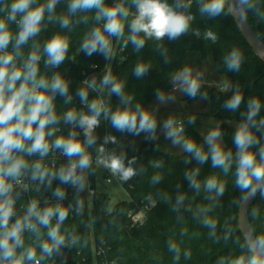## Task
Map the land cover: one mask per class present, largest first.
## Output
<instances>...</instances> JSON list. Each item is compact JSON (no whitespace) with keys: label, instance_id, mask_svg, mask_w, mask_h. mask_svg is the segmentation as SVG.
<instances>
[{"label":"trees","instance_id":"16d2710c","mask_svg":"<svg viewBox=\"0 0 264 264\" xmlns=\"http://www.w3.org/2000/svg\"><path fill=\"white\" fill-rule=\"evenodd\" d=\"M7 2L8 0H0V8ZM119 2L120 0H105L107 6ZM165 2L174 10L186 11V14L194 17L188 31L174 40L167 36L162 40L144 37V46L139 50H136L131 41L125 45V40L130 34L129 25L136 14V9L132 0H123L130 13L124 22L123 37L120 39L109 37L112 52L108 58L99 52L88 56L81 50L83 40L92 29L98 26L102 28L104 22L98 23L94 19L95 10L70 14L68 12L70 0H58L51 14L53 19H48L50 14L46 10L40 33L21 46L18 64L27 59L33 45H38L41 55L40 75L51 79L58 73L69 85L68 95L72 97L70 102H65L67 97L58 94L55 96V110L60 117V123L55 125L56 134L48 138L50 142L54 141L56 136L67 137L70 131H76L77 139L82 143L85 141L83 129L65 124L63 115L73 109L90 114L88 104L82 103L77 94L81 88H87L86 80L95 78L99 88L104 75L111 74L123 85V96L131 98L130 103H122L120 96L110 92V86L102 90L87 89L88 102L102 101L109 110V117L105 118L104 114H101L99 126L93 133L95 143L86 148L91 157V166L83 173L86 177L83 191L77 192L72 186L62 185L56 179L52 180L51 187L47 186L46 182L40 184L39 181H35L33 199L49 196L51 203L47 206L59 203L67 208L71 205L68 217L61 226V233L65 235L66 240L61 248L68 252V259L63 264H93L94 250L100 253L98 264H230L241 255L245 257L249 255L247 248L242 247L246 239L238 227L239 206L247 192H242L236 186L234 134L238 128L234 123L244 122L250 98L260 100L261 109L256 119L257 121L264 119V61L247 43L231 13L227 11V6L224 13L209 17L201 15L199 11L204 0ZM41 3L46 4L47 0H36V5ZM185 4L189 5L187 10L184 8ZM243 7L255 31L264 41V0H249ZM3 15L5 13L0 11V16ZM63 16L70 20L68 27H61L60 18ZM11 27L14 31L18 30L15 24ZM209 31L216 36L215 41L205 38V33ZM56 35L67 38L69 42L66 59L57 67H46L44 44ZM140 35L143 37V33ZM116 42L118 48L115 46ZM12 46L10 43L9 51L12 50ZM233 49L239 50L243 57L238 71L228 70L225 64V57ZM189 51H199L202 55L212 54L220 74L226 76L232 83V92H225L214 85L200 84L195 97H209L210 114L222 121L218 126L224 137V144L221 146L225 151H232V167L225 174L222 169L212 167L210 156L207 162L201 164L190 153L166 152L161 149L159 142L148 138L140 146L126 149L120 156L125 167L131 166L136 173L124 184L129 198L119 201L113 207L110 205V196L104 192L97 193L90 200L87 187H96L98 148L103 145L104 155H108L111 149L132 135L126 131H117L111 126V113L125 108L134 111L137 105L142 110L157 99L158 93L164 95L171 91L172 76L183 69V62ZM138 65L148 67V71L142 77L135 75V68ZM237 89L243 100L240 108L232 112L224 105ZM186 98L194 99L188 95ZM182 125L186 139L193 140L207 152L208 146L197 130L196 123L188 121ZM253 134L259 143L250 150L257 154L259 161V149L264 146V128L259 130L254 128ZM109 136L115 137V142L109 140L105 143V137ZM25 159L33 163L40 157L37 154L25 156ZM129 160L134 162L129 165ZM68 162L64 161L61 166H66ZM61 166L47 167L57 170ZM196 169H199L196 177L200 183L199 190L190 187V182L186 178V174ZM157 176L159 180L154 181L153 178ZM210 176H216L224 183L225 191L222 196L216 197L215 192L205 191L204 181ZM57 187L64 189L66 193L62 201L53 195ZM181 195L184 196V200L177 204V198ZM78 201H82L79 209ZM144 207L146 210L143 222L135 223L130 213ZM204 208L209 210L201 211ZM205 217L216 220L215 230L203 223ZM250 220L255 235L264 234V190L252 205ZM42 231L46 233V229ZM24 237L25 247L36 245L39 255V241L28 232H25ZM42 238L47 239V236ZM172 244L179 249L178 257L175 251L170 250ZM51 260V256L46 257L41 264H51Z\"/></svg>","mask_w":264,"mask_h":264},{"label":"clouds","instance_id":"9594fccd","mask_svg":"<svg viewBox=\"0 0 264 264\" xmlns=\"http://www.w3.org/2000/svg\"><path fill=\"white\" fill-rule=\"evenodd\" d=\"M240 4H248L249 0H239ZM58 0H47V3L36 5V0H8L0 11L5 15L0 16V264H41L54 252L59 251L65 245V235L61 233V226L68 217L69 207L55 205L40 207L39 202L31 200L23 215H17L14 207L19 192L17 186L27 188L23 183L26 176L30 175L32 181H39L40 184L47 183L51 187L52 180L56 179L62 185H70L77 192L83 191L86 184V177L83 174L91 166V157L86 148L95 143L94 129L99 126V117L103 113L105 118L109 117V110L102 101L93 100L88 102V90H102L110 86V92L121 97V102L130 103V97L123 96V85L116 81L111 74H105L99 88L95 78L86 80L87 88H81L78 95L82 103H87L90 114L69 110L63 115V122L73 127L83 129L85 141L82 143L77 139L78 133L70 131L68 136H56L54 141L49 137L56 134L55 125L60 123L54 99L58 94L67 97L65 101L70 102L72 97L68 95V83L60 76L54 74L51 79L40 75V49L33 45L28 53L27 59L17 63L21 56V46L27 44L41 31V25L45 18V11L50 14L57 5ZM136 14L130 22V34L125 40V45L131 41L136 50L144 46V37L162 40L167 36L170 40L178 38L186 33L194 17L185 12H178L165 0H132ZM36 5V6H34ZM232 11V5L228 0H204L200 6V14L209 17L219 16L226 11ZM179 5H177L178 7ZM189 7L184 5L185 10ZM95 10L94 19L103 26L91 30L81 45V50L88 56L99 52L105 58L111 55V41L109 37L120 39L124 35V22L129 17V9L125 7L123 0L112 6H107L105 0H70L68 12L75 14L78 11L90 12ZM87 19V17H85ZM70 20L67 16L60 18L61 27H68ZM15 24L18 28L14 31L11 27ZM143 33V37L140 35ZM197 35L199 33L197 32ZM206 39L215 41L216 36L212 32L205 33ZM12 43V50L9 51V44ZM69 48L67 38L60 35L53 36L44 44L43 52L46 55L44 61L46 67H57L65 59ZM242 54L239 50L233 49L225 57V64L230 71H238L242 64ZM148 71L146 65H138L135 68V75L142 77ZM174 82L186 95L195 98L200 89L199 74L193 75L189 67L179 71ZM206 95V94H205ZM157 98L164 101L162 93ZM243 97L237 89L233 96L226 101L224 107L235 112L242 104ZM261 109V102L257 98H250L247 103L245 120L241 123L234 134L236 147V186L242 192L254 194L260 188L264 190V146L259 149V161L257 154L250 149L259 143L253 134V129L264 128V119L257 121ZM111 126L120 132H129L135 135L141 132L148 133L152 138L157 124L155 118L147 111H142L137 105L135 110L117 109L110 116ZM51 126V127H50ZM163 128L166 131V138L172 140L175 145L190 153L198 163H205L211 157L213 168H220L225 174L233 164V153L225 151L221 146L220 138L222 133L219 127L211 129L204 138L208 146L205 152L202 146L191 139H184L183 125L175 119L169 118L164 122ZM109 140L115 142V137H105V143ZM52 149H57L68 159L66 166L53 170L45 166L43 160ZM97 163L108 168L113 175H118L122 180H128L136 173L131 167H125L122 157L108 154L104 155L105 148L101 145L98 148ZM39 155L40 159L30 163L25 156ZM134 160H129L131 165ZM159 167V164L156 165ZM199 169L186 174L190 187L199 190L200 183L196 177ZM158 181L159 177H154ZM206 192H215L216 197L223 195L225 185L216 176H210L204 181ZM16 192L14 195L13 193ZM53 195L59 200L65 199L64 189L57 187ZM211 198V197H210ZM184 200L181 195L177 198V204ZM47 205V201L45 202ZM82 201L77 202V209ZM209 209H201L207 212ZM13 217H16L13 220ZM55 220V223H53ZM203 223L215 230L216 220L205 217ZM46 229V233L42 231ZM25 232L39 241L40 253L37 254V246L25 247ZM47 236V239L42 237ZM249 255H244L232 260L230 264H264V234L246 239L245 244ZM18 249L20 251H18ZM179 255V249L175 244L170 245ZM186 255H188L186 253Z\"/></svg>","mask_w":264,"mask_h":264},{"label":"rangeland","instance_id":"374dc122","mask_svg":"<svg viewBox=\"0 0 264 264\" xmlns=\"http://www.w3.org/2000/svg\"><path fill=\"white\" fill-rule=\"evenodd\" d=\"M185 67L191 68L194 76L199 74L200 83L214 85L225 92H232L230 79L220 74L212 54L202 55L199 51H189L183 62V68ZM164 97V101L157 98L142 109V111L149 112L155 118L157 127L151 139L159 141L163 147H171L181 150V153L184 152L180 145H175L171 139L166 138V131L163 125L169 118L183 123L188 121L195 122L197 129L206 136L211 129L218 127L221 123L220 119L210 114L211 104L207 96L187 99L186 94L181 89L175 88L164 94ZM240 124L241 122H237L236 126L239 127ZM146 137L150 136L145 132H141L138 135L132 134L111 149L108 154L120 157L127 147L141 143ZM183 137L186 139L184 134ZM220 143H224L223 135L220 138ZM103 166L97 163L96 188L97 191L107 193L110 196V205L113 207L119 201L128 199L129 195L123 185L116 182L106 183Z\"/></svg>","mask_w":264,"mask_h":264},{"label":"built area","instance_id":"2783aa9c","mask_svg":"<svg viewBox=\"0 0 264 264\" xmlns=\"http://www.w3.org/2000/svg\"><path fill=\"white\" fill-rule=\"evenodd\" d=\"M117 45H118V43L116 42L115 46L118 48ZM116 47H115V49H116ZM121 59L123 60L124 58H121ZM64 161L66 162V161H68V159L62 154V152H60L57 149H52L49 152L48 156L45 157L43 160L45 166L50 165L52 167L61 166ZM102 169L104 170V175H105L104 179H105L106 183L109 184V183L116 182V183L124 186L126 180H122L118 175H113L111 173V171L108 168H106L105 166H103ZM96 181H97V178H96ZM23 183L26 184L28 187L23 188V187L17 186V188H16V192H19V195H18L16 202H15V205H14L17 215H23L24 211L27 208L28 203L31 200H33L35 181H32L30 179V175H29V176H26L24 178ZM16 192H14L13 194L15 195ZM97 193H99V191H97L96 187H90V186L87 187V195H88V198L90 200H92ZM35 200H37L39 202V205L41 208L43 206H47L49 203H51V198L49 196H47V197L40 196ZM46 201L48 202L47 205L45 203ZM145 210H146V207L141 208L137 211L131 212L130 216H131L132 220L135 223L143 222V219L145 216ZM15 218L16 217H13V220ZM99 256H100V253L94 250V253L92 256V259L94 260L93 264H98L97 262H98ZM51 259H52L51 264H63L64 261H66L68 259V252L66 250L60 248L59 251L54 252L51 255ZM78 264H80V263H78ZM103 264H106V263H103Z\"/></svg>","mask_w":264,"mask_h":264},{"label":"water","instance_id":"95a60500","mask_svg":"<svg viewBox=\"0 0 264 264\" xmlns=\"http://www.w3.org/2000/svg\"><path fill=\"white\" fill-rule=\"evenodd\" d=\"M228 4L232 5V11H230V13L241 34L250 47L264 61V41L252 26L245 8L240 4L239 0H228ZM226 6L228 7V5ZM262 191L263 190L258 188L254 194L247 192L240 203L238 210V227L245 239H252L256 236L250 220V210Z\"/></svg>","mask_w":264,"mask_h":264},{"label":"crops","instance_id":"0c3cea01","mask_svg":"<svg viewBox=\"0 0 264 264\" xmlns=\"http://www.w3.org/2000/svg\"><path fill=\"white\" fill-rule=\"evenodd\" d=\"M198 55V54H197ZM226 77V76H225ZM174 78H175V75H173L172 76V83H173V89H175V88H177V89H180L179 87H177V84L174 82ZM200 84H204V83H200ZM219 88V87H218ZM172 89V90H173ZM159 107V106H158ZM192 122V121H191ZM222 122V121H221ZM178 123H183V122H178ZM195 123V122H194ZM221 124V123H220ZM219 124V125H220ZM218 125V126H219ZM234 126L236 127V128H238L237 126H236V123H234ZM197 128V127H196ZM198 130V129H197ZM199 131V133L205 138L206 137V135L202 132V131H200V130H198ZM184 134V133H183ZM148 138H150V137H148ZM147 137L141 142V143H139V144H137V145H134V146H132V147H127L126 149H128V148H136V147H138V146H140L145 140H147L148 139ZM153 141H156V140H153ZM156 142H159V141H156ZM159 144H160V142H159ZM224 143H221V145H223ZM160 147H161V149L162 150H164V151H166V152H169V153H173V154H182L181 152V150H177V149H173V148H171V147H163V146H161L160 145ZM126 149H125V151H126ZM124 151V152H125ZM123 152V153H124ZM122 153V154H123ZM121 154V155H122Z\"/></svg>","mask_w":264,"mask_h":264}]
</instances>
